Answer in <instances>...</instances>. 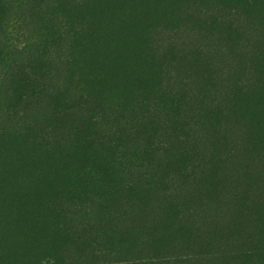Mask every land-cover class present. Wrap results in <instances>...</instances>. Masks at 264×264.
<instances>
[{
    "label": "trees",
    "instance_id": "16d2710c",
    "mask_svg": "<svg viewBox=\"0 0 264 264\" xmlns=\"http://www.w3.org/2000/svg\"><path fill=\"white\" fill-rule=\"evenodd\" d=\"M101 1L107 5L113 0ZM96 2L66 1L72 21H66L65 11H57V18L65 20L63 34L57 42L38 44L34 63L46 69V75L51 70L61 73L66 99L91 103L103 125L100 132L116 143L109 170L91 163L97 144L79 150L78 139L67 135L62 123L40 128L0 104V144L9 148L6 141L24 140V150L40 157L32 184L22 186L0 167L1 186L24 191L18 206L27 216H47L46 235H56L61 244L74 248L70 256L59 249L50 252L38 264H253L264 255L247 251L229 234L228 240L202 250L206 233L225 239L218 226L229 220L228 210L208 216V207L198 201L206 193L202 181L209 166L219 165L208 153L215 131L225 134L223 141L255 135L239 101L245 89L264 84L254 64L264 60V15L248 17L232 3L228 16L209 21L217 27L214 34L205 18L190 31L163 24L153 32L138 23L135 28L147 32V69L139 71L127 58L112 74L100 61L111 49L114 35L111 29L98 30ZM139 36L125 51L134 50ZM121 39L118 36L114 42ZM3 41L12 53H23L11 48L5 37ZM118 44L123 51L128 45L124 40ZM165 51L168 61H161ZM198 53L215 68L210 76L196 68ZM25 62L19 71L13 65L12 72L33 83L35 74ZM3 81L0 77V86ZM40 94L58 98L49 89ZM60 104L72 107L64 100ZM7 153L0 149V166L5 168L10 163Z\"/></svg>",
    "mask_w": 264,
    "mask_h": 264
},
{
    "label": "rangeland",
    "instance_id": "374dc122",
    "mask_svg": "<svg viewBox=\"0 0 264 264\" xmlns=\"http://www.w3.org/2000/svg\"><path fill=\"white\" fill-rule=\"evenodd\" d=\"M66 1L69 0H0V77L1 80L5 79L0 86V104L11 109L13 115L20 116L22 113V118L32 119L40 128L50 123H62L66 127L67 135L78 139L79 150H86L88 146L97 144L99 148L91 163L95 161L109 170L107 165L115 151L116 143L112 142L110 136L100 132L103 125L95 118L91 103L85 102V99L77 100L75 97H71V100L66 99L67 93L61 89L59 83L61 73L56 74L51 70L52 72L46 75L44 72L46 69L34 63L35 47L45 40L57 42L59 36L63 34L61 31L65 20L62 22L57 18V11H65L66 21H72V17L68 16L70 9ZM125 1L124 3V0H113L107 5L101 0L96 2V8L100 11L96 17L98 30L111 29L110 33L114 35L110 44L111 49L103 56V61H100V66L112 71V74L121 70L127 58L135 61V68L139 71L147 69L145 58L148 54L145 38L147 29L156 32L163 24H167L190 31L204 18L209 22L215 18L228 16L229 11H233L234 8L232 3H237L242 13L248 17L264 15V0H254L250 4L247 0ZM123 13L125 17H122ZM138 23L146 28L144 33L135 28ZM209 24L212 34L216 33L217 27ZM208 27L206 25L207 30ZM136 34H140L137 38L138 44L135 43L134 50L125 51ZM118 36L122 38L120 41L124 40L128 44L123 45L124 51L120 49L118 44L120 41L114 42ZM3 37L8 40L11 48L17 47L18 50H24L23 53L20 51L19 54L12 53L7 49ZM168 57L169 52H162L160 60L168 61ZM207 59L198 53L194 61L199 71L210 76L215 72V68ZM25 61L28 64L26 65L28 71L33 69V75L35 74L36 79L33 83L29 81L25 83L20 72L17 74L12 72L13 65L19 71L25 67ZM254 64L255 69L259 68L260 79L264 82V60L261 62L254 60ZM41 77L42 80L39 82L38 79ZM46 77L52 79L49 82L51 85L55 84L52 87L59 86V89H51L52 87L44 82ZM45 89H49L50 95H56L58 98L42 96L40 93ZM241 94L242 100L239 103L255 135L249 139L246 137L235 141L234 138H227L223 141L225 134L215 131L216 139L208 146V153L216 156V163L219 165L212 168L209 166L207 177L202 181L206 193L199 195L198 204H202L200 201L203 200V204L208 207V216L215 210L220 209L223 213L228 210L226 215L229 222L228 225L227 222L223 225L220 222L218 226L225 239L222 236L214 237V232L206 233L202 250L209 251L215 244L228 240L226 236L229 234L247 251L252 250L264 255V84L261 88L253 86L252 89H245ZM61 100L68 102L72 107L67 106L69 109H66L61 106ZM46 117L49 121H46ZM12 142H5L6 145H10L9 148L0 144L1 151L8 152L10 157L7 167L4 165L0 167L8 170L16 181L20 180L22 186L30 185L36 179L35 165L40 157L24 150L26 147L24 140ZM76 156L79 157L78 153ZM24 166L26 167L23 168ZM2 184L3 181L0 180V264H38L40 258L58 249L59 252L64 251L67 256L72 255L74 252L72 245L63 242L61 244L56 235L52 237L46 235L50 223L47 216L40 213L35 217L27 216L26 210L18 206L23 201L24 191L14 185L1 186ZM220 216L218 221H221ZM252 263L264 264V256Z\"/></svg>",
    "mask_w": 264,
    "mask_h": 264
}]
</instances>
